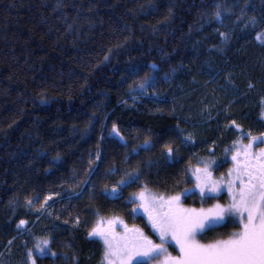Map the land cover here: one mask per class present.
Masks as SVG:
<instances>
[{
	"label": "trees",
	"instance_id": "obj_1",
	"mask_svg": "<svg viewBox=\"0 0 264 264\" xmlns=\"http://www.w3.org/2000/svg\"><path fill=\"white\" fill-rule=\"evenodd\" d=\"M252 16L255 29L244 24ZM262 29L264 0H0V253L15 256L0 264L25 262L34 236H51L58 253L37 264H102V243L88 232L110 217L131 222L124 197L142 185L176 194L191 186L181 176L189 164L246 140L241 131L264 133ZM149 64L155 89L130 93V69L143 77ZM113 123L119 136L109 135ZM177 125L193 141L169 163L161 147ZM146 139L154 146L132 155ZM113 166L142 173L120 199L102 194L121 178L105 177ZM233 229L227 222L203 241Z\"/></svg>",
	"mask_w": 264,
	"mask_h": 264
},
{
	"label": "snow or ice",
	"instance_id": "obj_2",
	"mask_svg": "<svg viewBox=\"0 0 264 264\" xmlns=\"http://www.w3.org/2000/svg\"><path fill=\"white\" fill-rule=\"evenodd\" d=\"M214 15L216 18L221 16L219 4ZM258 23L255 16L244 21L245 27L250 24L253 29ZM219 35L222 40L228 39L226 33L221 32ZM255 39L264 44V29L256 32ZM147 67L149 71L143 77L138 75L139 69H130L132 75L137 77L129 85L130 93L147 95L148 89H155L157 79L152 70L156 65L149 64ZM248 86L252 87L251 84ZM132 98L136 99L135 96ZM231 123L235 129L240 130V125L235 121ZM182 132L183 129L177 125L176 139L166 141L161 147V155L169 163H179L182 158L181 146L187 148L193 141L191 134L185 136ZM113 134L120 135L115 123L109 135ZM240 135L248 141L247 144L233 141L232 147L224 149L226 154L234 153L231 157L234 169H229L226 176L214 178L213 169L220 166L214 158H198L195 167L189 164L181 172L183 182L190 183V187H183L176 194L164 195L154 194L147 185H142L138 192L124 197L126 204L133 205L130 209L133 219L143 220L151 236L135 225L128 227L120 219L108 220L106 227L103 221L93 226L88 237L102 241L103 264H264V148L252 150L254 145L264 144V133L253 136L250 132L241 131ZM153 146L150 139H146L143 145L134 147L131 154L138 155L140 149L149 150ZM129 159L131 156H126V161ZM117 172H122L121 178L111 189L105 185L102 193L105 198L120 199L123 191L136 184L142 175L139 169L129 171L115 166L107 169L104 175L109 177ZM179 183L177 181V186ZM225 191L231 201L228 204L217 202L208 208L197 209L185 207L182 203V198L190 197L198 199L203 205L207 200H217ZM49 199V196L45 197V201ZM28 203L31 206L32 201ZM221 222L234 225V230L226 239L207 244L197 239ZM26 224L25 220H20L16 227L22 230ZM117 226L122 228V232L116 231ZM51 243V236H34L32 247L26 248L24 264H37V255L50 253L52 257L57 256L58 253L51 251ZM170 248L176 250V255L169 251ZM63 255L67 259L66 254ZM72 259L74 261L75 257Z\"/></svg>",
	"mask_w": 264,
	"mask_h": 264
},
{
	"label": "rangeland",
	"instance_id": "obj_3",
	"mask_svg": "<svg viewBox=\"0 0 264 264\" xmlns=\"http://www.w3.org/2000/svg\"><path fill=\"white\" fill-rule=\"evenodd\" d=\"M253 135V134H252ZM260 134H258V135H253V136H259ZM235 141H238L239 142V144H247L248 143V141L247 140H243V139H240V138H237ZM233 145V142L232 143H230V145ZM232 145H231V147H232ZM261 148H264V144H258V145H254V147H253V151H259V149H261ZM234 153L233 152H231V153H229V154H226V153H224V152H222L221 153V151L219 150V148H216V150H215V156H214V159L218 162V164H221V166H222V168H214L213 169V176H214V178H216V179H219L222 175L223 176H226V174L228 173V171H229V169H234V162L231 160V157H232V155H233ZM207 156H209V155H207L206 154V156L204 155V159H206L207 158ZM219 169V170H218ZM153 193V192H152ZM155 194V193H154ZM199 201V200H198ZM48 202V201H47ZM200 202V201H199ZM220 203V204H228V203H230L231 201H230V197L228 196V193H227V191H225L224 193H222V194H220V196L218 197V199L217 200H209V204H204V205H200V206H197V207H194L193 205L191 206H189V204H186L185 205V203H184V198H182V203H183V205L185 206V207H189V208H197V209H199L200 207H205V208H208V207H210L211 205H213V204H215V203ZM113 219H120V220H123L127 225H128V227H132L133 225H135V226H137V227H139V228H142V229H144V231L146 232V234H148L149 236H151L152 234H151V232H150V230L149 229H147L146 227H145V222L143 221V220H141L140 222H137L135 219H132V221L131 222H127V221H125L123 218H120V217H110V218H107V219H103V220H98V222H100V221H103L104 222V226L106 227L107 226V224H106V222L108 221V220H113ZM97 222V223H98ZM227 222H221L219 225H217L215 228H218V227H222L223 225H225ZM214 228V229H215ZM234 230V229H233ZM232 230V231H233ZM116 231L119 233V232H122V228H120L119 226H117L116 227ZM231 231V232H232ZM230 232V233H231ZM23 234V233H22ZM21 234V235H22ZM205 235V234H204ZM202 236L203 235H200V236H198L197 237V239L201 242V243H205V244H207V243H211V242H213V241H203V238H202ZM153 239H155V237H152ZM227 237H223V238H219V239H226ZM219 239H216V240H219ZM215 241V240H214ZM101 243H102V241H101ZM28 247H32V245L31 246H28ZM102 247H103V243H102ZM104 250V249H103ZM169 251L173 254V255H176V250L174 249V248H170L169 249ZM0 257H1V259H3V258H13L12 260H15V256H14V253L12 252V250H10V249H8L7 247L0 253ZM37 257H39V255H37ZM5 260V259H4ZM26 260V259H25ZM18 261L21 263V264H24V260L22 259V260H20V259H18ZM18 261H16L17 263H18ZM102 264H103V261H102Z\"/></svg>",
	"mask_w": 264,
	"mask_h": 264
}]
</instances>
